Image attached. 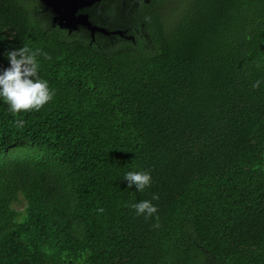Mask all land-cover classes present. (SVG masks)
Here are the masks:
<instances>
[{"label": "trees", "instance_id": "16d2710c", "mask_svg": "<svg viewBox=\"0 0 264 264\" xmlns=\"http://www.w3.org/2000/svg\"><path fill=\"white\" fill-rule=\"evenodd\" d=\"M84 12L122 35L0 0V69L39 48L54 93L17 115L0 101V264H264V0ZM145 199L153 217L129 206Z\"/></svg>", "mask_w": 264, "mask_h": 264}, {"label": "clouds", "instance_id": "9594fccd", "mask_svg": "<svg viewBox=\"0 0 264 264\" xmlns=\"http://www.w3.org/2000/svg\"><path fill=\"white\" fill-rule=\"evenodd\" d=\"M41 55L44 59L49 58L47 53H42L39 48L34 49L26 44L6 53L9 66L0 69V101L8 106V110L13 115L29 110L38 111L53 98L54 93L49 87L48 80L40 75L39 57ZM262 84L264 81L257 79L251 86L258 89ZM124 179L128 181L129 188L135 185L136 191L140 192H143L152 182V176L148 170L128 171L124 174ZM157 199H159L158 195L153 194L152 200ZM129 206L135 210L136 215H143L145 218L153 217L157 213V207L151 200H140ZM100 211L103 210L100 209ZM156 219L158 221L159 217L157 216ZM155 226L158 227V224Z\"/></svg>", "mask_w": 264, "mask_h": 264}, {"label": "water", "instance_id": "95a60500", "mask_svg": "<svg viewBox=\"0 0 264 264\" xmlns=\"http://www.w3.org/2000/svg\"><path fill=\"white\" fill-rule=\"evenodd\" d=\"M53 14V24L69 32L79 28H86L95 40L96 32L110 35L105 29L91 23L89 14L84 9L103 0H40ZM115 33V32H113Z\"/></svg>", "mask_w": 264, "mask_h": 264}, {"label": "flooded vegetation", "instance_id": "af4514ba", "mask_svg": "<svg viewBox=\"0 0 264 264\" xmlns=\"http://www.w3.org/2000/svg\"><path fill=\"white\" fill-rule=\"evenodd\" d=\"M92 7V6H91ZM90 8V7H89ZM85 13H87V14H89L88 12H85ZM89 18H90V16H89ZM53 20V19H52ZM116 32V31H115ZM122 33H123V31H119V32H117L116 34H119V35H122Z\"/></svg>", "mask_w": 264, "mask_h": 264}]
</instances>
